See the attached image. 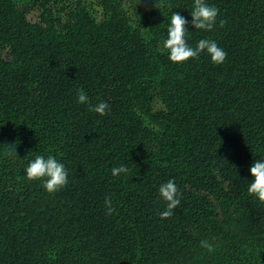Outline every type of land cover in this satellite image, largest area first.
Instances as JSON below:
<instances>
[{
  "label": "trees",
  "instance_id": "16d2710c",
  "mask_svg": "<svg viewBox=\"0 0 264 264\" xmlns=\"http://www.w3.org/2000/svg\"><path fill=\"white\" fill-rule=\"evenodd\" d=\"M205 2L226 25L186 39L215 41L220 65L168 59L170 15L190 22L194 0H0V264H264L247 191L264 160V0ZM101 101L109 114L88 110ZM36 155L64 164L63 189L26 180ZM169 179L181 203L161 219Z\"/></svg>",
  "mask_w": 264,
  "mask_h": 264
},
{
  "label": "clouds",
  "instance_id": "9594fccd",
  "mask_svg": "<svg viewBox=\"0 0 264 264\" xmlns=\"http://www.w3.org/2000/svg\"><path fill=\"white\" fill-rule=\"evenodd\" d=\"M219 9L209 5L205 0H194L192 11L190 12L191 21L189 22L179 12H173L170 15V23L167 27V38L163 41L164 48L168 51V59L174 64L186 63L189 59H197L202 53H206L214 65L224 63L227 52L210 39H200L195 47H191L187 42V25L191 23L194 29L204 33H214L216 26L223 28L227 21L217 20ZM77 102L80 104H90L89 97L83 88L77 92ZM90 112L105 116L110 112V105L104 101L88 108ZM17 157L16 151L9 153ZM129 169L126 166L113 167L111 173L118 176L121 173L127 175ZM251 182L248 186V194L254 196L260 203H264V160H255L249 168ZM25 178L28 181H43V188L49 194H55L68 184V171L64 164L52 155L45 158L42 155H36L25 168ZM159 196L166 203V208L160 213L161 219L171 218L174 210L180 205V193L176 187L175 181L169 179L162 183L158 189ZM104 206L106 215L115 212L112 206V200L105 198ZM200 246L207 249L208 252L215 251V247L207 240H201Z\"/></svg>",
  "mask_w": 264,
  "mask_h": 264
},
{
  "label": "rangeland",
  "instance_id": "374dc122",
  "mask_svg": "<svg viewBox=\"0 0 264 264\" xmlns=\"http://www.w3.org/2000/svg\"><path fill=\"white\" fill-rule=\"evenodd\" d=\"M29 19L32 20V21H37V12H31L29 14Z\"/></svg>",
  "mask_w": 264,
  "mask_h": 264
}]
</instances>
